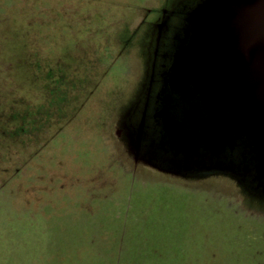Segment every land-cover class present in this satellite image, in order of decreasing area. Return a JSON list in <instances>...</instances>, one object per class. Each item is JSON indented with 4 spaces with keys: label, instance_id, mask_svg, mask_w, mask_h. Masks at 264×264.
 I'll return each mask as SVG.
<instances>
[{
    "label": "rangeland",
    "instance_id": "374dc122",
    "mask_svg": "<svg viewBox=\"0 0 264 264\" xmlns=\"http://www.w3.org/2000/svg\"><path fill=\"white\" fill-rule=\"evenodd\" d=\"M166 2L0 0V264H264V194L123 139Z\"/></svg>",
    "mask_w": 264,
    "mask_h": 264
},
{
    "label": "water",
    "instance_id": "95a60500",
    "mask_svg": "<svg viewBox=\"0 0 264 264\" xmlns=\"http://www.w3.org/2000/svg\"><path fill=\"white\" fill-rule=\"evenodd\" d=\"M164 78L160 131L170 144L159 145L167 159L224 167L264 194V0H204L192 9ZM143 126L144 118L138 139Z\"/></svg>",
    "mask_w": 264,
    "mask_h": 264
},
{
    "label": "flooded vegetation",
    "instance_id": "af4514ba",
    "mask_svg": "<svg viewBox=\"0 0 264 264\" xmlns=\"http://www.w3.org/2000/svg\"><path fill=\"white\" fill-rule=\"evenodd\" d=\"M204 0H180L177 6L168 9L169 0L157 13L151 23V34L147 42L146 64L143 70L142 95L137 98L134 110L123 115L121 119V132L125 144H130L136 160L144 159L150 164L170 172L191 177L198 166L179 165L168 155L167 150L159 144H170L161 141V111L165 106V95L162 94L164 77L172 66L181 36L186 24L188 13ZM136 107V108H135ZM144 118L142 139H138L139 126ZM146 132L148 134H146ZM128 140V141H127ZM130 147V149H131ZM221 158H225L223 155ZM206 169V168H201ZM210 168L206 170L212 171ZM220 169L225 170L224 167ZM202 175V174H201ZM195 176V175H193Z\"/></svg>",
    "mask_w": 264,
    "mask_h": 264
},
{
    "label": "trees",
    "instance_id": "16d2710c",
    "mask_svg": "<svg viewBox=\"0 0 264 264\" xmlns=\"http://www.w3.org/2000/svg\"><path fill=\"white\" fill-rule=\"evenodd\" d=\"M53 100H54V98H53ZM55 101H57V100H55ZM60 102L62 101V99H60L59 100ZM55 102L53 101V104H54ZM59 109H63L62 108V106H60L59 107ZM136 252V251H135ZM136 261H138V263H140V264H145L146 263V259L144 260V259H142V258H135V257H132L131 259H128V262H130V263H132V262H135L136 263ZM149 261H152L153 262V264L155 263L156 264V259H154V258H149Z\"/></svg>",
    "mask_w": 264,
    "mask_h": 264
}]
</instances>
